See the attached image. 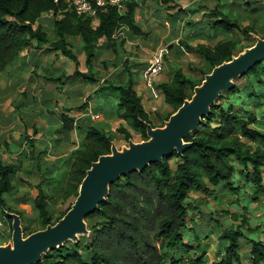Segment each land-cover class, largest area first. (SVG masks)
I'll list each match as a JSON object with an SVG mask.
<instances>
[{"label":"trees","instance_id":"16d2710c","mask_svg":"<svg viewBox=\"0 0 264 264\" xmlns=\"http://www.w3.org/2000/svg\"><path fill=\"white\" fill-rule=\"evenodd\" d=\"M175 1L160 0V3L167 5ZM235 1H243L250 9L264 5V0ZM199 7L179 8L175 14H169V20L174 25L189 13L184 24L194 30L197 24L192 18ZM137 10V0H125L119 7L106 5L97 8L95 19H91L76 15L66 0H0V73L15 63L21 53L46 48L44 52L61 54L75 66L71 75L48 77L45 78L47 81L66 82V85L76 81L99 83L92 61L97 57L100 43H103V49L114 52L117 32L126 30L130 37L140 36L142 31L136 21ZM45 13H50L53 18L54 40H50L37 25ZM209 15L213 17V20L205 22L209 39L216 33L227 35L236 32L241 42L248 43L241 51L254 44L252 36L256 34V19H248L249 24L242 26L223 10L221 4L210 10ZM69 38H79L86 72L78 70V59L71 51ZM184 43L180 45L197 55L204 62L206 71L200 70V78L194 80L177 67L172 70L169 81L157 85L164 104L171 108L163 122L191 97L193 88L202 82L205 74L240 52L236 42L228 38L217 41L212 47ZM144 67L125 61L121 70L125 79L117 84L103 80L97 94L98 97L103 96L102 99L110 95L116 97L115 118L124 121L141 141L147 138L146 124L158 127L144 110L141 97L134 89L138 73ZM241 79L246 80V86L234 84L232 90L220 94L210 114L185 139L191 145L182 155L173 152L162 162L150 164L143 171L112 183L106 200L86 217L91 223L87 226L88 236L80 237L77 243L67 242L63 247L49 251L37 264H206L207 247L201 244L198 232L189 226L194 222L192 217L189 218L194 208L188 202L189 193L196 191L217 199L219 194L221 198L239 196L247 187L252 191L251 199L259 200V195L264 196V130L257 128H264V62L256 64ZM59 120L61 133L66 135L75 131L87 141L85 147L75 151L67 185L60 194L62 201L72 198V202L55 220H51L42 185H35L37 193L31 203L37 215L38 229L30 231L27 228V231L22 226L24 236L62 218L77 196L90 164L99 156L110 153L114 137L91 126L90 116L84 118L86 124L67 113H61ZM36 131L35 128L34 133ZM117 132L127 142L131 138L124 127L118 128ZM24 140L29 150L18 163L5 164L0 159V215L10 228L11 221L5 212L15 213L23 220L22 213L9 204L10 201L23 203V199L19 200L15 194L19 187L14 178L20 172L21 159H30L38 169L42 160L36 153L32 138L24 136ZM171 160H175L174 168ZM49 171L47 168L45 173ZM242 208L246 209L245 206ZM224 213L229 214L228 211ZM247 223L245 218H241L240 225L223 227L216 223L221 232L211 264H244V260L248 264H264V238L246 237L242 227ZM255 229L259 230L258 226ZM261 233L264 236V230ZM10 236L11 229L8 235L0 237V245ZM241 240L249 244V253L245 257L240 253Z\"/></svg>","mask_w":264,"mask_h":264},{"label":"rangeland","instance_id":"374dc122","mask_svg":"<svg viewBox=\"0 0 264 264\" xmlns=\"http://www.w3.org/2000/svg\"><path fill=\"white\" fill-rule=\"evenodd\" d=\"M137 1L139 10L136 21L142 34L130 37L126 30L117 32L114 52L103 49V43H100L97 57L92 61L99 83L76 81L66 85V82L59 84L60 81L58 83L47 81L45 78L48 77L71 75L75 66L61 54L44 52L46 48L43 51L31 49L21 53L15 63L0 73V159L5 164L18 163L20 157L29 150L24 136L32 138L36 145V153H39L42 159L39 162L40 169L30 159H21L20 172L14 177L19 187V192L15 194L20 198L19 200L23 199V203L10 201L9 204H12L14 210L22 213V226L27 231V228L30 231L38 229L37 215L31 203L37 193L35 185L40 183L42 185L47 196L51 220H55L58 214L66 210L72 202V198L62 201L60 194L62 188L67 185L75 161V151L85 147L87 141L84 140L83 135H77L75 131L66 135L61 133L59 130L61 113H67L84 124H86L85 117L90 114L99 115V119L91 120V126L111 134L117 149L127 145L124 137L117 132L120 127L130 132L129 140L140 142L141 138L124 121L115 118L116 97L110 95L107 99H102L103 96H97L98 87L102 85L103 80L117 84L125 79L121 73L125 61L128 64L145 65L151 57L161 54L164 68L159 80L156 81V86L162 81L170 80L172 70L177 67L187 76L198 80L201 76L199 71H206V66L197 55L186 51L181 43L212 47L217 41L228 38L236 42L239 51L243 46L248 45L247 42L240 41L236 32L227 35L216 33L211 39L207 37L209 29L205 22L213 20L209 12L220 4L223 10L242 26L249 24L248 19H256L254 35L264 36V5H256L257 9H250L243 1L235 0H176L175 3L167 5H162L160 0ZM194 6H200L196 16L192 18L197 24L196 28L200 29L193 30L184 24L189 13L174 25L169 20V14H175L179 8L187 9ZM37 25L50 40H54L53 18L50 13L42 14ZM68 42L72 53L78 59V70L82 73L86 72L85 56L79 38H69ZM139 73L135 91L142 96L143 108L150 114L153 124L161 126L163 119L171 112V108L164 104L161 94L157 100L150 99V90L145 87ZM234 84L244 87L247 82L241 79L236 80ZM151 106H155L157 110H149ZM35 128L36 133H34ZM257 128L264 130L261 126ZM170 164L174 168L175 160H171ZM47 168L50 171L45 173ZM40 170L43 171L42 176ZM237 176L241 177L240 174ZM44 179L47 180L42 181ZM250 195L252 191L247 187L239 196L221 198L219 194L217 199L196 191L189 193L188 202L194 207L189 217H192L194 222L189 221L191 222L189 226L191 230L198 232L201 244L207 247L206 264H211L218 249V234L221 229L216 223L223 227L230 224L240 225L241 218H245L248 223L242 227L244 235L262 240L263 234L259 231L264 230V196L259 195V200H253ZM243 206L246 209L242 208ZM226 211L229 214H225ZM85 222L87 226L91 225L89 220L86 219ZM257 226L259 230L256 231ZM10 229L4 217L0 215V237L8 235ZM240 242V253L245 257L249 253V244L244 240ZM244 264H248V261L244 260Z\"/></svg>","mask_w":264,"mask_h":264},{"label":"water","instance_id":"95a60500","mask_svg":"<svg viewBox=\"0 0 264 264\" xmlns=\"http://www.w3.org/2000/svg\"><path fill=\"white\" fill-rule=\"evenodd\" d=\"M252 37L255 42L251 47L205 74L202 82L193 88L191 97L185 99L161 126L146 124V140H128L120 149L111 142L110 153L90 164L69 210L55 224L24 236L20 216L5 212L11 221V236L6 244L0 245V264H37L49 251L67 242L77 243L80 237L88 236L85 219L106 200L112 183L141 172L150 164L162 162L173 152L182 155L191 145L185 139L210 114L220 94L232 90L236 80L264 62V36Z\"/></svg>","mask_w":264,"mask_h":264},{"label":"built area","instance_id":"2783aa9c","mask_svg":"<svg viewBox=\"0 0 264 264\" xmlns=\"http://www.w3.org/2000/svg\"><path fill=\"white\" fill-rule=\"evenodd\" d=\"M68 5L75 11L76 15L95 19L97 8H102L106 5L120 6L125 0H66ZM164 62L162 55H155L148 60L145 67L142 69V79L144 85L150 90L153 99H158L160 91L156 84L157 79L162 74ZM162 96V95H161ZM90 119L95 121L99 119V115L90 114Z\"/></svg>","mask_w":264,"mask_h":264},{"label":"crops","instance_id":"0c3cea01","mask_svg":"<svg viewBox=\"0 0 264 264\" xmlns=\"http://www.w3.org/2000/svg\"><path fill=\"white\" fill-rule=\"evenodd\" d=\"M195 7V6H194ZM147 64V63H146ZM145 64V65H146ZM139 75H140V77L142 76V74H141V72L139 73ZM159 78H160V76H159ZM159 78H158V80H159ZM169 79H167L166 81H168ZM163 82V81H162ZM165 82V81H164ZM137 83H138V81H137V79H136V83H135V87L137 86ZM135 87H134V89H135ZM146 87V86H145ZM147 88V87H146ZM140 97H141V102H142V96L140 95ZM150 99H152V100H157V99H153L152 98V96H151V94H150ZM149 110H151V111H156L157 110V108L155 107V106H151L150 107V109ZM264 169V168H263ZM263 178H264V173H263ZM263 230H260L259 232H262ZM263 238H264V236H263ZM262 238V239H263ZM260 239V238H259Z\"/></svg>","mask_w":264,"mask_h":264}]
</instances>
